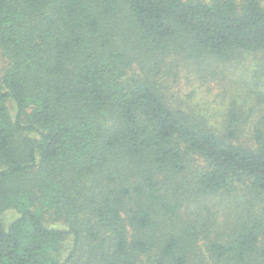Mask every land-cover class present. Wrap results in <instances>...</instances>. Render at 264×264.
<instances>
[{
	"label": "trees",
	"instance_id": "1",
	"mask_svg": "<svg viewBox=\"0 0 264 264\" xmlns=\"http://www.w3.org/2000/svg\"><path fill=\"white\" fill-rule=\"evenodd\" d=\"M183 68L264 99V0H0V264H264V108Z\"/></svg>",
	"mask_w": 264,
	"mask_h": 264
},
{
	"label": "rangeland",
	"instance_id": "2",
	"mask_svg": "<svg viewBox=\"0 0 264 264\" xmlns=\"http://www.w3.org/2000/svg\"><path fill=\"white\" fill-rule=\"evenodd\" d=\"M235 71V72H234ZM240 72H229L228 74L212 77L209 81H198L195 78V73L191 68H183L180 70V92L174 91V96L170 99L180 101L177 103L183 110L193 111L195 114H203L210 121H221L225 112L229 107H233L235 101L236 108L251 112L254 102H261V107L264 108V99H259L254 91H250V96H246L245 92L249 91L250 76H240ZM256 92L264 91V85L260 83L259 87H254ZM248 94V95H249ZM232 104V106H231ZM229 106V107H228ZM228 107V108H227ZM255 112H258L255 110ZM224 114V115H223ZM249 127L262 116L259 113H250L248 116ZM264 119V117H262Z\"/></svg>",
	"mask_w": 264,
	"mask_h": 264
}]
</instances>
